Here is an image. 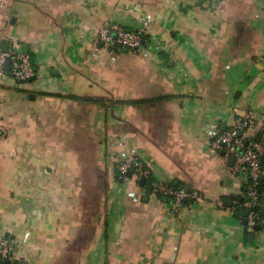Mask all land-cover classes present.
Here are the masks:
<instances>
[{"label": "crops", "instance_id": "obj_1", "mask_svg": "<svg viewBox=\"0 0 264 264\" xmlns=\"http://www.w3.org/2000/svg\"><path fill=\"white\" fill-rule=\"evenodd\" d=\"M111 23L146 44L98 42ZM14 41L36 69L0 79V235L20 264H264L246 175L212 146L264 122V0H0V49ZM133 155L204 199L173 215L119 178Z\"/></svg>", "mask_w": 264, "mask_h": 264}, {"label": "built area", "instance_id": "obj_2", "mask_svg": "<svg viewBox=\"0 0 264 264\" xmlns=\"http://www.w3.org/2000/svg\"><path fill=\"white\" fill-rule=\"evenodd\" d=\"M96 40L109 45L117 43L128 50H136L146 44L144 31L128 28L120 23L100 26ZM8 59L11 61L9 70L5 66ZM35 75L36 69L30 56L19 50L16 41L7 51L0 49V79L6 76L19 82H27ZM252 130L257 133L251 135L249 131ZM8 133V128L0 121V138H5ZM212 146L228 169L246 175L245 201L240 206L241 209L247 210V214L242 217L243 223L251 231L256 230L257 225L264 228L262 212L264 198L260 191L264 161V122L255 113L248 112L238 117L230 128L221 131ZM232 158H235L233 163ZM118 169L119 178L123 182L130 181L131 176L149 181L152 191L169 204L173 215H176L186 204L204 199V196L196 190L187 189L185 186L176 188L171 181L154 178L152 169L139 155L121 160ZM0 264H20L10 241L3 235H0Z\"/></svg>", "mask_w": 264, "mask_h": 264}, {"label": "water", "instance_id": "obj_3", "mask_svg": "<svg viewBox=\"0 0 264 264\" xmlns=\"http://www.w3.org/2000/svg\"><path fill=\"white\" fill-rule=\"evenodd\" d=\"M115 46L119 47L120 49H123V47H122L120 44H117V43H116ZM7 50H8V48H7V46H5V48H3V51H7ZM5 66H6V69H7V70L10 69V67H11V61H10V59H8V60L6 61ZM234 161H235V158H232L231 162L233 163ZM262 180H264V177L262 178ZM140 182H141L142 184H146L147 180H146L145 178H141ZM188 189H189V188H188ZM262 212H263V215H264V207H263V209H262ZM244 213L247 214V210L244 209ZM255 229H256V230H260L261 227H260L259 225H257V226L255 227ZM250 236H251L252 238H254L255 233H254V232L250 233ZM8 262H9V261L7 260L6 263H8ZM22 264H26V263H22Z\"/></svg>", "mask_w": 264, "mask_h": 264}, {"label": "trees", "instance_id": "obj_4", "mask_svg": "<svg viewBox=\"0 0 264 264\" xmlns=\"http://www.w3.org/2000/svg\"><path fill=\"white\" fill-rule=\"evenodd\" d=\"M172 185H173L174 187H176V188H178V187H182V186H180V185H178V184H174V183H172ZM245 190H246V187H245ZM260 191H261V194H262V198H264V180H261ZM244 201H245V198H244L243 202H244ZM243 210H244V209L242 208L240 212H242ZM263 216H264V215H263Z\"/></svg>", "mask_w": 264, "mask_h": 264}]
</instances>
